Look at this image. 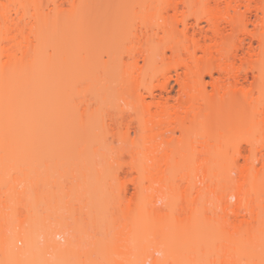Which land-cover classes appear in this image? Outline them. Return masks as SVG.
Returning a JSON list of instances; mask_svg holds the SVG:
<instances>
[{
	"label": "bare ground",
	"instance_id": "obj_1",
	"mask_svg": "<svg viewBox=\"0 0 264 264\" xmlns=\"http://www.w3.org/2000/svg\"><path fill=\"white\" fill-rule=\"evenodd\" d=\"M39 3H0V148L6 149L0 157L20 147L86 146L89 135L96 145L107 146L102 134L110 129L120 134L117 147L129 156L124 164L136 174L135 191L140 189L132 203L116 200L113 252L119 258L113 264H205V259L208 264H264V0H142L143 29L136 33L142 41L126 51L128 60H120L121 70L110 81L95 76V53L85 32L103 5L123 2L72 0L50 20L39 12ZM185 8L192 12V22L169 17L170 11L176 15ZM155 17L161 22H154ZM50 24L55 42L48 51ZM155 36L162 47L151 43ZM113 53L109 51L112 62ZM168 56L174 59L173 68L183 70L178 79L181 96L173 102L156 96L152 85L168 72ZM248 69L256 76L245 85L242 73ZM83 88L92 89L95 107L81 106ZM113 95L123 102L120 110L135 119L134 137L119 124L96 125L95 117L113 106ZM175 128L181 132L176 142L171 136ZM195 186L198 192L192 196ZM147 190L159 193L161 205L150 203ZM25 204L28 211L39 206ZM20 205V199L0 201V227L10 220L4 209ZM36 214L19 220V229L1 240L6 256L0 264H85L82 240L72 244L67 229L62 248L55 237L60 231L48 230L47 216ZM201 224L205 227L199 238L211 248L190 244ZM39 230L47 231L43 246L37 243ZM145 230L152 231L160 257L135 253V239ZM16 240L24 245L18 247ZM179 241H184L180 249ZM206 248L209 258L216 253L215 263L205 258Z\"/></svg>",
	"mask_w": 264,
	"mask_h": 264
},
{
	"label": "rangeland",
	"instance_id": "obj_2",
	"mask_svg": "<svg viewBox=\"0 0 264 264\" xmlns=\"http://www.w3.org/2000/svg\"><path fill=\"white\" fill-rule=\"evenodd\" d=\"M71 1L72 0H40V3L36 7L42 15L50 20L56 15L57 11L69 8V2ZM119 1L123 3L120 4ZM2 2H6V0H0V3ZM141 2L142 0H117V3H119L118 6L116 4L117 7H113V5H110V7L103 5L100 8L101 10L97 12V15L101 14L96 20L94 18L95 23H93L85 32L87 37H89V39H86H88L87 41L90 43V47L91 49L93 48L92 51L95 53V56L93 55L94 59L91 63L95 66L94 68H96V70L94 68L93 69L95 70V76L98 78L104 75L109 81L115 79L118 76V72L121 70L120 60H128L126 51L129 48H136L141 43L142 38L139 33V31L141 32L143 29V26L141 25L143 22V16L141 13L142 9H140L143 5ZM191 14L192 12L185 8L176 15L170 11L169 17H171V19L186 18L188 22H192L193 18ZM153 21L161 22V20L156 17ZM51 25L52 24H50L49 29H47L49 26L46 28L48 32L45 29V32H47L45 36H50L52 40V42L47 46L48 51L52 50V45L55 42V39L52 36L53 28ZM201 25L204 26V29L206 23L203 22ZM249 27L251 28L253 26L250 25ZM136 33H139L140 35ZM152 39L153 41H151V43L156 46L159 43L158 37L155 36ZM159 44L161 45L160 47H162V44ZM252 45L256 47V41H254ZM110 48L112 50H110ZM108 50L112 52L114 50L113 55L114 57H117H115L116 59L114 58L115 63L112 62ZM166 53L168 54L169 52ZM84 57L86 59V55ZM170 58L169 56L167 59L165 58V61L167 60L165 63L169 65L168 72L164 76H158L156 78L157 80L153 79L152 85L156 84L154 85L155 89L153 88V92L156 96L163 94V96H167L166 98H168L170 102H173L181 96V86L179 85L180 82L178 79H180L179 74L181 75L183 70L181 68H173L172 64L174 59ZM138 63L142 64L141 59H138ZM160 64V62H157L155 65ZM246 72L243 71L242 73V76L245 75L242 81L245 85H250L251 82L254 83L255 81L254 78L256 76V71L252 72L248 69ZM215 76L217 77L218 75L214 73V77ZM206 80L211 82L212 78L206 76ZM159 82H161V85ZM159 85L162 87L160 88ZM80 87L82 88V86ZM210 88L211 84H208V89ZM92 92V89L87 90V88L81 92L82 96L80 98L84 100L81 104L82 107H86L87 109L95 107L96 104L93 100L94 98L92 99ZM115 94L116 93H114V95ZM114 95L113 97L111 96L112 99H116L115 102L111 99V101L114 102L113 106H105V108L109 107L105 109L103 105V110L106 112H102L104 114L101 116H96V120L94 121L97 126L100 125L97 123L102 122L104 124H115L114 126L119 124L122 126V131H125V128H127V131L130 133V137H134V132L137 131V123L135 119L131 117V114L120 110L123 102ZM79 96L80 95H78V97ZM149 98L147 97V99ZM74 120L76 121V119H73V122ZM125 125H128L129 127H125ZM226 130L230 133V129ZM109 131L111 130L109 129L108 132H104V134H102V142H106L105 144L107 146L96 145L97 143L95 144L93 138H91L93 135H89L91 137L87 138L88 142L92 140L91 142L94 143V145L91 142H89V144L87 142V144H85L86 146L42 145L40 147L7 149V151L12 153L6 157H0V201L10 204L17 199H20L23 205L25 203L28 204L29 202L34 204L35 202V204L39 203V206L31 211H28L25 206L26 204L24 206L20 205L16 208L4 209L8 213L10 220L6 225L0 227V242L3 238H9L19 229V220H22L25 216L32 215V213H37L39 216H42L43 214L47 216L46 225L48 230H54V232H56L57 229L60 231V234L55 237L56 242H60V245L62 244V248L67 244L64 239L67 229H69L73 234L72 244L75 245L77 242L81 240L83 241H81L80 244L86 252V254H84L85 264H113V258H119V256L114 255L113 252L114 248H116L114 241L115 229L113 219L114 215L118 211L116 200L120 199L123 204L128 201L132 203V199H137L136 194H138L137 192H139L140 189L138 188L139 190L137 192L135 191L137 190V186H135L136 184L133 180L136 174L133 170L132 172L129 171L131 169L126 167L124 164V161L127 160L129 156L127 154L120 153L119 148L117 147L121 145L119 137L120 134L116 135L117 132L110 133ZM122 131L120 132L122 133ZM170 131L171 130H169V132ZM218 131L216 133H218ZM231 132V135L228 134V132H226V134L230 135V138L234 139L235 136H237L235 135L236 132L234 131V128L233 131L231 129ZM97 134H95L96 137ZM169 134L170 133L166 135L168 136ZM180 135L181 132L177 129L174 133H172L171 136L174 137V142L181 137ZM113 145L115 150H113ZM241 147L243 149V153L246 151L245 153L247 154L248 146L245 143H242ZM5 152L6 149L0 148V155ZM23 154H26V157H24L25 155L23 157L19 156ZM239 159L240 161L242 160V158ZM257 164L259 163H256V165ZM145 181L143 180V184ZM184 182L182 183L183 185ZM149 183L150 182H148L147 179L144 185L148 186L150 185ZM140 184L143 185L142 183ZM193 189L190 190V194H193L192 196L198 192V187L195 186ZM147 191H149L148 195L150 196V203L161 205L159 201V193L154 191L152 192L150 190ZM203 195L204 193L201 195L202 198ZM202 198L200 197L199 200L204 199ZM210 198L214 199V196ZM135 201L136 200H134V202ZM207 211L203 213L206 214ZM204 227L205 225L203 224L199 225V228L197 229V233L199 234L196 233L197 235L189 240L193 248L198 247L199 249H205L203 246L205 245L207 247L209 245L206 243L208 241H201V238H199V236H201L200 232L204 233L202 231ZM82 228L84 231L81 230ZM44 232L47 231L39 230L36 234L37 243L39 244L38 246H43L44 244ZM62 232H64V234ZM140 236L141 237H137L134 242L133 249L135 253L138 255L141 252H153L154 256L160 257L161 253L155 251L156 243L153 240L154 236H152V231L145 230L140 234ZM202 239L205 238L202 237ZM214 241H216V239ZM16 242L18 247L24 245V242L19 240H16ZM183 242L184 241H179L178 249L182 247ZM203 242L204 244H202ZM208 248H211V246H208ZM208 248H206L205 252H203L205 258L207 256L205 254ZM199 249V252L203 251ZM5 254H3L0 250L1 262H4V256H6ZM48 255L49 254L47 253L46 257ZM215 255L216 253L212 254V258H209L211 255L207 256L210 259L209 261H212L211 259H213L215 263ZM205 261L207 262L206 259L203 262ZM199 262L202 261L198 260L197 263ZM206 262L205 264L209 263ZM164 264H174V262L172 260H168L167 262H164Z\"/></svg>",
	"mask_w": 264,
	"mask_h": 264
}]
</instances>
